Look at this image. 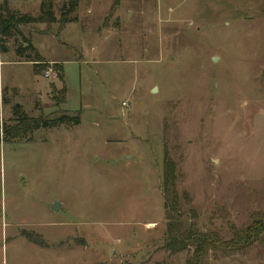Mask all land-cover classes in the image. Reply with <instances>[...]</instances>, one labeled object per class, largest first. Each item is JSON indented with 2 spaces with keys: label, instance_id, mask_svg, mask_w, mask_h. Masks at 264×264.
Returning <instances> with one entry per match:
<instances>
[{
  "label": "rangeland",
  "instance_id": "374dc122",
  "mask_svg": "<svg viewBox=\"0 0 264 264\" xmlns=\"http://www.w3.org/2000/svg\"><path fill=\"white\" fill-rule=\"evenodd\" d=\"M70 17L0 51V264H183L193 247L163 244V147L183 226L214 234L207 263L264 264V0H79ZM15 106L79 124L28 130ZM258 222L260 242L228 244Z\"/></svg>",
  "mask_w": 264,
  "mask_h": 264
},
{
  "label": "trees",
  "instance_id": "16d2710c",
  "mask_svg": "<svg viewBox=\"0 0 264 264\" xmlns=\"http://www.w3.org/2000/svg\"><path fill=\"white\" fill-rule=\"evenodd\" d=\"M54 0H42L39 5V14L35 17L28 14H17L11 12L7 8L5 1L0 4V51L5 48L4 43L16 35L21 36L18 26H26L33 23H47L51 24L58 22L60 26H64L66 23L73 21L70 14L74 13L78 7L79 0H67L63 3L60 8V16L57 21L54 10H53ZM15 41V40H14ZM25 44V45H24ZM14 45V44H13ZM17 54L25 59L27 62H31L33 72L35 74H40L43 70L48 67V62L35 53L34 58L30 59L28 52L35 51V49L30 45L27 39L24 38V43L17 47L14 45ZM55 65V64H54ZM57 67V73L59 77L62 75V66ZM15 112L21 114L20 122L28 130H35L39 127L52 128L60 125H77L79 124L78 117H67L60 116L53 120H46L42 118L27 117L18 107H14ZM175 169L166 148L163 147V161H162V195H163V208L165 215V238L164 247L169 253H179L188 250L193 247L192 251L188 253L187 258L183 264H208L206 258L208 257L207 252L215 245L214 234H206L205 232L199 230V228L187 222L183 226V215L179 196L175 188ZM187 216V215H186ZM195 217V213L191 210V215ZM188 218V217H187ZM264 222V221H263ZM262 223L252 224L245 228L244 230H238L233 232L232 239L228 241V244L232 248L237 250L240 244L242 249L250 247L253 244L260 242V231ZM236 247V248H235Z\"/></svg>",
  "mask_w": 264,
  "mask_h": 264
},
{
  "label": "water",
  "instance_id": "95a60500",
  "mask_svg": "<svg viewBox=\"0 0 264 264\" xmlns=\"http://www.w3.org/2000/svg\"><path fill=\"white\" fill-rule=\"evenodd\" d=\"M211 60H212L213 62H215V61L217 60V58H216V57H212ZM155 90H156V89L154 88L152 91H155ZM52 207L56 208V207H55V204H53Z\"/></svg>",
  "mask_w": 264,
  "mask_h": 264
}]
</instances>
